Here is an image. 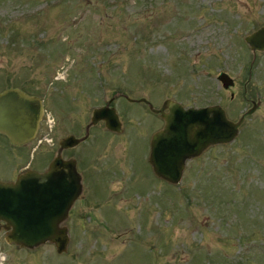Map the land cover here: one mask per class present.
Segmentation results:
<instances>
[{
  "label": "rangeland",
  "instance_id": "obj_1",
  "mask_svg": "<svg viewBox=\"0 0 264 264\" xmlns=\"http://www.w3.org/2000/svg\"><path fill=\"white\" fill-rule=\"evenodd\" d=\"M261 26L264 0H0V91L35 92L55 123L48 133L43 120L29 152L0 134V180L12 150L43 171L51 138L83 137L116 93L135 100L111 102L120 132L99 122L70 151L90 175L64 223L67 250L20 251L0 230V264H264V51L244 41ZM142 98L245 117L232 142L187 160L173 184L149 166L163 121Z\"/></svg>",
  "mask_w": 264,
  "mask_h": 264
},
{
  "label": "water",
  "instance_id": "obj_2",
  "mask_svg": "<svg viewBox=\"0 0 264 264\" xmlns=\"http://www.w3.org/2000/svg\"><path fill=\"white\" fill-rule=\"evenodd\" d=\"M244 41L254 55L264 51V26L246 35ZM217 79L223 88L233 84L224 72ZM138 102L147 100L142 98ZM165 104L169 111L160 110L164 126L151 138L149 162L156 176L173 184L181 181L187 160L200 156L210 146L232 142L245 117L243 114L231 121L220 105L184 108L173 100ZM114 111L108 106L95 108L88 128L103 120L107 129L120 132L121 122ZM42 114L43 105L38 97L18 88L0 92V134L11 143L23 145L32 140ZM86 137L87 133L82 138L68 135L61 139V148L73 147ZM82 191L75 160H63L60 155L43 172L27 171L13 182L0 180V222L9 228L7 242L28 249L52 243L58 253H64L70 235L61 223L67 219L73 203L82 197Z\"/></svg>",
  "mask_w": 264,
  "mask_h": 264
},
{
  "label": "flooded vegetation",
  "instance_id": "obj_3",
  "mask_svg": "<svg viewBox=\"0 0 264 264\" xmlns=\"http://www.w3.org/2000/svg\"><path fill=\"white\" fill-rule=\"evenodd\" d=\"M7 88H18V89L22 90L23 92H25L26 94H28L30 96L39 97V96H37V94L35 92H32V91L27 90V89L22 88V87H7ZM7 88H5V89H7ZM5 89H3V90H5ZM116 96H119V97L121 96V97L125 98L123 93H116ZM39 98L41 99V97H39ZM103 106L114 107V106H112L111 102L109 103L108 101L105 102L104 105H102L100 107H103ZM163 108H164V106H163ZM131 113L132 114H135L133 112H131ZM91 114H93V111H92ZM113 114H120V113L116 111ZM153 114H155L156 116H159L160 113H153ZM45 116H46V108H45V106L43 104V114L41 115V119L39 121V125H38V128L36 130V134H35V136H34V138L32 140H30L29 142H27V143H25L23 145H15V144L11 143L6 136H4L3 134H1V135L5 137L7 143L9 145H11L13 148H25L28 152L30 150H35L36 147L40 146V144H41V143H37V142L34 143V141L37 138V136H38V134H39V132L41 130V124H42L43 120L45 119ZM90 120H91V118L89 119V122H87V124H85L84 126H82V129L85 131V134L87 133V135H88V130H90L91 127L95 126L99 122L102 123L101 125H103V127H105V122L103 120H100L95 125H93L90 128H88V125L90 123ZM54 125H55V123L53 121L51 132H53ZM105 129L108 130L106 127H105ZM85 134H84V136H85ZM70 135H72V134H70ZM152 135H151V137H152ZM151 137H150V141H149V153H150V150H151ZM62 138H60V139L58 138V140L56 142H53V139L51 138V143L53 144V146H55V150L53 152V155H52L51 159L48 161L47 164H45L46 165V168L44 170H46L48 168V166L51 163V161L54 158H56L58 155H60L63 160L74 159L75 160V163H76L77 171L81 175V182H82V188H83V193H84V190H85V188L87 186V179H88L90 173H89V171H86L83 168L81 169L80 163H79L76 155L75 156L72 155L70 151H72V149L76 148L78 145H80L83 142H85L87 139H85V141L84 140L81 141L79 144H77V145H75L73 147H70V148H61V139ZM66 153H69L70 155H66ZM6 156L11 158L12 164L10 165L9 169L2 171L3 177L1 179V181H3V182H13V181H15L17 179V177H19V175H21V174H23V173H25L27 171H32V170L39 171V172L42 171V170L41 171L38 170V168L40 167V165L37 164V163L23 162L21 160L20 156L18 155V153L16 151H14V150H12V153L11 154L6 155ZM43 161L46 162L47 160L44 159ZM149 166H151V165H149ZM82 199H83V197H80L79 199H77L73 203V205L71 206V209L69 211V215L68 216L71 215V212H72V209H73L74 204L76 202H78V201H81ZM66 221H67V219H66ZM66 221L64 223H66ZM64 223H63V225H64ZM0 230L4 231V233H5L4 240H5V242H7L6 235H7L8 231H9V228L5 225L4 222H0ZM7 243L10 244V245H14L15 247H18L19 249L22 248V250H20V251H26L25 249L31 250V249H28V248H25V247H21V246L15 244V243H9V242H7Z\"/></svg>",
  "mask_w": 264,
  "mask_h": 264
}]
</instances>
